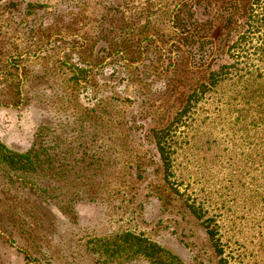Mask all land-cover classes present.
Instances as JSON below:
<instances>
[{"label":"rangeland","instance_id":"374dc122","mask_svg":"<svg viewBox=\"0 0 264 264\" xmlns=\"http://www.w3.org/2000/svg\"><path fill=\"white\" fill-rule=\"evenodd\" d=\"M259 6L3 0L0 264H150L127 236L184 264H264L260 141L207 119L208 95L180 116L242 61ZM4 148L41 162L22 172Z\"/></svg>","mask_w":264,"mask_h":264},{"label":"trees","instance_id":"16d2710c","mask_svg":"<svg viewBox=\"0 0 264 264\" xmlns=\"http://www.w3.org/2000/svg\"><path fill=\"white\" fill-rule=\"evenodd\" d=\"M259 8V11H255L254 7H250L247 12L249 22L252 20L257 25L251 28L253 32L248 33L249 37L243 38L242 44L240 43L244 52L242 61L237 60L231 67L233 70L223 67L211 73L207 82L189 95L180 116L181 121L188 119V114L203 100V96H210L215 101V110L211 111L207 119L214 122L226 120L233 130L239 126L247 139L259 140L264 159V0H260ZM239 65L243 67L238 68ZM225 87L230 90H223ZM3 150L6 151L4 159L10 164L15 162L22 172L34 171L36 159L38 163L41 162L36 153L29 152L25 155L12 153L6 148ZM161 154L164 165L170 167V158L166 157L168 153L164 152V148H161ZM127 240L131 242L129 249L133 254L143 255L150 264H184L180 257L146 238L127 236L125 241Z\"/></svg>","mask_w":264,"mask_h":264}]
</instances>
